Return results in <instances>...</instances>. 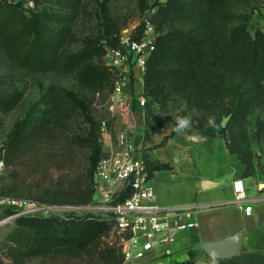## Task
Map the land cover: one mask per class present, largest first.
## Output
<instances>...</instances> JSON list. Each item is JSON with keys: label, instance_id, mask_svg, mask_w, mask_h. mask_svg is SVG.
I'll use <instances>...</instances> for the list:
<instances>
[{"label": "trees", "instance_id": "obj_1", "mask_svg": "<svg viewBox=\"0 0 264 264\" xmlns=\"http://www.w3.org/2000/svg\"><path fill=\"white\" fill-rule=\"evenodd\" d=\"M235 1L156 0L151 6H144L149 9L157 6L153 22L160 30L164 24L173 25L170 30L158 32L145 59L144 95L155 97L158 91H163V103L170 92L181 96L190 109L200 113L192 116L193 128L188 133L224 138L229 152L237 154L244 163L243 174L249 176L256 173L257 167L246 119L255 107L264 106V28L251 31L248 28L251 14L236 12ZM79 3V0L57 1L59 9L67 10L64 12L0 0V57L15 69L71 74L79 88L92 95L90 98L70 88L50 86L14 123L6 140L8 166L61 167L66 163H60V150L69 145L68 154L74 152V147L87 149L89 181L68 186L61 182L60 190L43 188L32 196L39 203L83 206L93 196L92 177L101 154L98 136L102 123L91 115L90 104L96 92L113 82L110 67L95 59L105 52L106 46L120 48V26L111 23L104 10L103 37L88 38L81 47L70 50L74 39L70 22ZM144 26V22L138 25L131 39L140 40ZM145 110L147 141L156 132L159 118L148 100ZM80 115L88 120L89 126L80 133H68L70 121ZM211 116L216 119V130L207 126ZM222 127L224 130L219 133ZM174 134L173 131L171 135ZM63 139L65 144L60 146ZM165 141L166 137L157 145ZM143 159L150 174L170 167L151 159L147 148ZM0 193L20 195L5 187ZM13 222L16 226L2 248V254L13 264H25L32 257L72 258L77 260L75 264L124 263L121 247L110 238V223L94 213L39 217L29 212L16 216ZM217 260L218 264H264V253L242 250L238 255ZM0 264H4L1 257Z\"/></svg>", "mask_w": 264, "mask_h": 264}, {"label": "rangeland", "instance_id": "obj_2", "mask_svg": "<svg viewBox=\"0 0 264 264\" xmlns=\"http://www.w3.org/2000/svg\"><path fill=\"white\" fill-rule=\"evenodd\" d=\"M13 3L22 2L23 7H33L34 9L60 10L57 1L59 0H11ZM61 1V0H60ZM156 0H79V7L70 22L71 29L74 33L73 42L69 45L70 50L74 51L81 47L84 42L91 37H103L105 34V26L103 23V11L105 10L110 16L111 23L120 26V39L122 37H132L135 29L144 20L146 13L152 12V16L157 6L149 9L144 6H151ZM165 1V0H159ZM236 12H249L251 19L249 29L253 31L256 27L264 28V0H249L244 4L241 0L233 3ZM28 12V11H27ZM173 25L164 24L160 28L156 25L157 33L167 31ZM104 39H101L103 42ZM98 63L109 66L112 71L113 82L104 86L94 95V100L90 104L91 115L96 120L101 121V128L98 141L101 145V154L106 149L105 141L109 138L108 133L114 136L120 129L125 130L129 136L138 144H141V150L145 148L144 130L145 126V105L148 100L151 102L154 112L159 118V124L156 125V134L173 132V125L178 116L200 115L194 109H190L186 101L176 93L169 94L165 103L162 99L165 92L158 91L155 97L144 95V78L145 69L134 65L129 68L128 84L129 92L132 93L130 100L117 102L113 97V89L117 79V69L113 66L115 57L111 47L106 46L105 52L95 59ZM133 73H137L138 81L134 84ZM131 77V78H130ZM50 86H62L79 92L80 95L85 94L92 97L91 93L86 89L79 88L75 77L71 74H63L57 71L50 72H29L25 69H15L7 61L0 57V136L9 138L10 132L17 119L23 117L26 111L34 104L40 96ZM135 91V93H134ZM141 98L145 99V103L140 102ZM142 120L144 121L143 132L140 128ZM247 125L252 135L251 148L253 150L256 173L253 174L259 181L260 188L264 187V106L255 107L247 116ZM89 126L88 120L83 115L72 119L68 126V133H80L84 128ZM139 128V130H138ZM65 144L64 139L60 146ZM68 147L60 150V163H66L64 166L49 164L47 169L35 168L34 166L22 164L11 165L7 168L2 178H0V189L12 188L17 194L16 197H22L32 201V196L41 193L43 188H58L60 183L64 186L77 185L78 183L89 181L86 179L87 166V149L74 147V152L68 154ZM66 154V156H65ZM68 154V155H67ZM15 194V193H13ZM15 196V195H14ZM43 208L35 210V214L39 217H48L51 215H70L89 213L85 210L73 209L66 205L43 203ZM27 209H35L38 207L33 204H25ZM12 213V210L2 211L1 217L6 218ZM34 213V212H31ZM3 220V219H2ZM15 223L11 222L0 227V257L4 264H13L12 261L2 254V248L7 242L8 234L15 228ZM114 240V239H113ZM213 259V258H212ZM212 261V260H210ZM76 259L72 258H43L32 257L25 264H75ZM208 262V261H207ZM205 262V263H207ZM192 263V264H205Z\"/></svg>", "mask_w": 264, "mask_h": 264}, {"label": "built area", "instance_id": "obj_3", "mask_svg": "<svg viewBox=\"0 0 264 264\" xmlns=\"http://www.w3.org/2000/svg\"><path fill=\"white\" fill-rule=\"evenodd\" d=\"M12 2L11 0H7ZM144 32L140 40L129 36L120 39V48H111L117 69L113 97L117 102L130 100L129 68L144 69L145 59L154 47L157 36L152 12L146 13ZM133 69V71H134ZM134 74V73H133ZM132 74V75H133ZM131 78V77H130ZM140 102L145 103L141 98ZM105 141L106 149L98 159L92 177L93 196L87 205L67 207L85 210L106 219L110 223V238L117 241L124 254L123 264H136L135 260L145 256L156 243H168L178 231L195 228V207H165L156 198L152 177L142 155V148L125 130H120ZM6 139L0 136V175L9 167L5 160ZM238 207L249 214L252 211L243 178L234 183ZM37 205L27 209L25 204ZM43 203L22 197L0 193V222L14 215L42 209ZM12 210L6 218L2 211ZM111 243V241H110Z\"/></svg>", "mask_w": 264, "mask_h": 264}, {"label": "crops", "instance_id": "obj_4", "mask_svg": "<svg viewBox=\"0 0 264 264\" xmlns=\"http://www.w3.org/2000/svg\"><path fill=\"white\" fill-rule=\"evenodd\" d=\"M133 77L136 84L137 73ZM140 128L143 132V120ZM164 137L165 143L157 145ZM143 146L151 159L170 166L151 173L157 201L165 207H195L198 226L178 231L168 243H156L144 257L135 260L136 264L205 263L212 258L201 244L236 231L242 233L241 251L264 253V187L260 188L254 175L243 174L244 163L237 154L229 152L224 138L162 133L144 140ZM240 177L252 205L249 214L234 201V183Z\"/></svg>", "mask_w": 264, "mask_h": 264}, {"label": "water", "instance_id": "obj_5", "mask_svg": "<svg viewBox=\"0 0 264 264\" xmlns=\"http://www.w3.org/2000/svg\"><path fill=\"white\" fill-rule=\"evenodd\" d=\"M223 130L224 128L222 127L219 133H221ZM202 185L204 188H207L206 183H203ZM16 216L17 215H14L2 220L0 222V227L13 222ZM241 239V231H236L221 239L203 242L201 247L211 258H213V254H215L217 259L230 258L238 255L241 252Z\"/></svg>", "mask_w": 264, "mask_h": 264}, {"label": "clouds", "instance_id": "obj_6", "mask_svg": "<svg viewBox=\"0 0 264 264\" xmlns=\"http://www.w3.org/2000/svg\"><path fill=\"white\" fill-rule=\"evenodd\" d=\"M207 126L214 130L218 129V125L216 123V119L214 116L209 117L207 121ZM193 128V120L188 116H178L175 119V123L173 125V131L178 135H185ZM0 168H3V162L0 161ZM212 264H218V260L213 254Z\"/></svg>", "mask_w": 264, "mask_h": 264}]
</instances>
